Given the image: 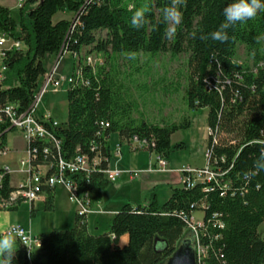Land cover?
<instances>
[{
	"label": "trees",
	"instance_id": "16d2710c",
	"mask_svg": "<svg viewBox=\"0 0 264 264\" xmlns=\"http://www.w3.org/2000/svg\"><path fill=\"white\" fill-rule=\"evenodd\" d=\"M230 2L179 0L181 20L171 35L167 34L171 23L163 18L170 0H25L17 19L0 6V32L21 43V50L7 53L0 105L27 111L47 74L46 56L57 58L63 46L74 58L72 76L77 79L80 72L67 92V121L54 129L64 160L79 154L92 158L94 147L110 158L114 135L121 145H129L134 137L154 141L155 152L168 158L172 136L189 128L190 121L161 126L135 119L130 98L116 85L107 64L120 55L188 54L186 104L191 110H208V128L217 130V143L208 137V146L212 162L226 173L222 180L227 186L208 192L209 185L173 188L163 205L156 196L147 206L125 204L114 214L108 233L99 235L89 232L86 216L77 215L73 228L43 234L38 249L29 252L18 243L13 264H163L188 228L185 218L195 211L204 214L199 239L207 252L196 264H264V238L259 234L264 223V171L245 175L264 148V39H257L264 35V11L226 29V41L212 40L207 34L223 23V8ZM141 6L147 9L145 20L135 28L130 18ZM65 12L73 18L53 22L55 15ZM98 32H106L105 38L98 39ZM239 45L246 48L253 67L242 69L235 61ZM84 49L91 54L85 56L97 53L105 60L95 67L85 65ZM101 123L109 127L102 129ZM6 134L0 148L6 145ZM75 178L80 191L89 194L92 208L111 186L100 173ZM3 185L5 192L11 190L8 177ZM54 192L46 193L48 211L54 208ZM123 236L128 242L120 246ZM157 242L164 244L163 250L156 249Z\"/></svg>",
	"mask_w": 264,
	"mask_h": 264
},
{
	"label": "rangeland",
	"instance_id": "374dc122",
	"mask_svg": "<svg viewBox=\"0 0 264 264\" xmlns=\"http://www.w3.org/2000/svg\"><path fill=\"white\" fill-rule=\"evenodd\" d=\"M17 16V13L14 12L13 17L17 19ZM71 18L72 14L69 12L59 13L54 16L53 22L57 23L60 20H71ZM170 27L172 31L174 29V24H171ZM105 36L106 32L97 33L98 39H104ZM89 51L90 49H84L82 56L91 55ZM188 56V54L172 56L170 53H160L152 57L148 54L140 53L138 56L120 55L108 60L107 64V71L114 72L116 85L120 87V90L126 95V98H130L132 102V114L135 119H142L149 124L161 126L165 124H177L184 119L190 121L189 128L177 131L171 138V149L168 158H166V160H168L169 170L177 168L180 170L186 167L200 169L205 165L204 155L208 145V110H191L187 107L185 94L188 85ZM92 58L97 61L96 63H99L100 60H105L102 54L97 53H93ZM235 61L242 69L253 67V60L243 45L237 47ZM55 65L57 67L54 77H59L60 79L66 78L72 74L74 58L70 54H65L57 61V58L54 56H46L44 67L47 73H50ZM41 86L42 80L39 84L38 91L41 89ZM45 111H50L54 119L60 124L66 123L68 116L66 86L57 93L48 91L44 97H42L39 103L38 114H42V112ZM117 143V136H112L111 145L113 153ZM180 145H182V147H180ZM6 147L12 151L11 153L17 155L14 157V162L16 163L22 156L16 152L23 147L22 133L19 130L8 133ZM126 147V144L122 145L123 152L120 159L114 156L112 157L113 165H119L121 160L129 156L130 153ZM132 151L139 152L137 154L139 161L143 160L145 162L149 155L153 160V154L151 152L140 150ZM9 154L10 152L8 155ZM4 161H7L6 156L0 157V164ZM122 171L126 172V170ZM124 177L129 179L126 174H123L119 179V181H121L120 183L124 182ZM18 179L19 177L15 175L13 181L16 183ZM136 179L137 178L134 180ZM140 185L139 182L133 184L126 183L123 185L124 190H119V188H116L119 187L116 183L111 184L105 191L109 198L106 195V200L104 202V194L102 197V204L106 205V209L103 211L118 212L125 204L134 205L135 203H130L128 201L132 199H126L127 197L131 198L139 195V197L142 198V204L145 206L151 202L154 196L157 197L159 205H163L171 195L172 188L167 184L159 185L155 191H147L143 194L137 190L138 187L140 188ZM110 191L111 194H109ZM114 198H117V200ZM17 207L18 210L13 212H10V209L0 211H5L10 214L11 226H27L37 237H41V234L63 231L74 227L76 205L68 200V194L61 186L56 188V201L51 211L45 209V204L43 202H38L36 204V215L32 217L28 203H22ZM113 216V213L101 212L96 215H91L89 220V232L97 235L108 233ZM203 217L204 214L202 211H195L192 214V220L196 224L201 223ZM96 221L99 222L98 230L94 229V222ZM9 229L4 228L1 235H6ZM259 234L264 238V223L259 228ZM195 239V234L187 228L183 237L177 243L175 251L163 264H177L187 253L195 262L197 255ZM17 248L18 241L16 240L15 249ZM156 249L159 251L163 250L164 244L162 242H157Z\"/></svg>",
	"mask_w": 264,
	"mask_h": 264
},
{
	"label": "built area",
	"instance_id": "2783aa9c",
	"mask_svg": "<svg viewBox=\"0 0 264 264\" xmlns=\"http://www.w3.org/2000/svg\"><path fill=\"white\" fill-rule=\"evenodd\" d=\"M19 1V9L24 5L23 0ZM13 50H21V43L8 34L0 32V89L5 80L7 73L6 56ZM67 54L63 51V55ZM60 58V59H61ZM97 61L92 56H84V64L95 67ZM103 61H99L102 64ZM56 65L47 73L43 80L41 89L35 94L34 103L25 111L20 112L16 105L1 104L0 105V143L1 137L10 131L19 130L25 144L24 154L17 163V168H13L8 164L0 165V210H7L22 203L33 205L40 199H45L47 191L56 190L57 187H63L67 194L68 200L76 205V213L78 216L88 217L93 213L91 199L89 194L80 191L79 184L75 176L81 175L85 177L91 176L93 173L103 174L111 183H117L119 179L126 174L132 181L143 173H170L166 158L155 152L156 144L154 141L146 139L139 140L134 137L129 143L132 150H140L151 152L153 154V162L146 170L122 171L120 168L114 167L112 157L120 158L122 155L121 145L117 144L114 153L110 158L103 157L102 152L97 147L92 148L95 153L94 157L86 154L76 155L71 160H64L61 157V140L56 137L54 129L60 126L51 113L46 112L38 114L39 103L42 97L48 92L57 93L64 86L67 92L76 85L80 78V72H77L78 78L72 74L66 78H56L54 73ZM82 84L89 83L82 81ZM229 83V82H228ZM102 129L109 127L108 123H101ZM208 137H212L213 144L217 143V130L208 128ZM97 149V150H96ZM10 152L6 147L0 148V157H5ZM212 149L207 145L204 155L205 165L200 169L186 167L178 170L180 174V185L185 190H192L198 185H209L205 189L206 192L211 191L213 187L227 188L223 183L226 174L218 167V163L212 162ZM224 160L222 159V162ZM106 163L107 167L102 168V164ZM18 175L20 178L15 185L12 184V176ZM10 179V191L4 189V180ZM217 215L214 216L216 218ZM187 227L196 236L197 255L196 260L200 262L207 255L206 249L200 245L199 232L203 228V220L201 223H194L192 217L186 219ZM222 228V223H219ZM16 230L14 235L16 240L27 251L38 249L41 246L40 237H35L24 226H14L10 228L6 234Z\"/></svg>",
	"mask_w": 264,
	"mask_h": 264
},
{
	"label": "crops",
	"instance_id": "0c3cea01",
	"mask_svg": "<svg viewBox=\"0 0 264 264\" xmlns=\"http://www.w3.org/2000/svg\"><path fill=\"white\" fill-rule=\"evenodd\" d=\"M23 1L25 2V0H23ZM18 5H19V1L18 0H0V6H3V7H6L8 9H10L12 11V14L14 12H16L18 14V11H19V6ZM72 18H73V15H72ZM46 112L51 113L50 111H45V112H42V113H46ZM7 135H8V133L6 134V145H5V147L7 146ZM22 140H23V138H22ZM117 140H118V143L117 144H120L121 145V143H119L118 137H117ZM110 142L112 144V138L110 139ZM116 145H115V148H116ZM122 145H121V151H122ZM126 146H127L126 148L128 149V151L130 153L129 156L126 159L121 160V163L119 165L118 164H114V167H117V168H120V169L126 170V171H134V170H139V169L144 170V169L148 168V166L150 165V163H152V161H153L152 160V157H150V155H149V157L147 158V160L145 162L143 160L139 161L138 160V156H137V154L139 152L132 151L131 150V147L128 144H126ZM24 147H25V144H24V141H23V147L20 150H17L16 153H18L19 155L21 154L23 156V154H24L23 153L24 152ZM11 152L12 151L10 150V154L8 156H6V160L7 161H4L0 165L8 164V165H10L13 168H17V163H18L19 160H17L16 163H15L14 162V157H16L17 155H14L15 153H11ZM14 165H15V167H14ZM178 170L179 169L177 168V169H171V172L170 173H150V174H143V175H141L139 178H137L134 181H130L129 179H127L126 177H124L123 178L124 179V182H122V183H120L121 181L117 182L116 185H118L119 187H116V188H119V190H120V189H123V187H124L123 185L124 184H126V183L133 184V183H136V182H139V184H141L140 185V188L138 187L137 190L140 191V192H142V194L144 192H147V191H155L158 188L159 185H165V184L170 185L172 189L173 188H180V186H181L180 185V174L178 173ZM18 177L20 178V176H18ZM13 178H14V176H12L11 181H12V184L15 185V182L13 181ZM119 184H121V185H119ZM103 194H104L103 201L105 202V200H106L105 199V196L107 195L108 198H109V196H108V194L106 192H104ZM109 194H111V191H110ZM45 199H46V197H45ZM45 199H40L39 201L35 202L33 205L28 204L30 206L31 212L34 211V215H32V217H35V215H36V211H37L36 210V204L38 202H43L45 204ZM114 199L117 200V198H114ZM126 199H132V200H128V201L130 203H135L134 205H136V204L143 205L142 204V198H140L139 195H137L135 197H131V198L127 197ZM55 201H56V190L54 192V204H55ZM103 201H101L100 203H98L95 206H93V209H94L93 210V213H91L87 217V219H88V226H89V222H90L89 220H90V216L91 215H96V214H98L100 212L101 213H113V214H116L117 213V212L103 211L104 209H106L105 208L106 205H103L102 204ZM76 210H75L74 217L77 216ZM9 215L10 214L8 212L0 211V235L3 233V231H4L3 229L4 228L9 229V228L14 227V226H11L12 224H11ZM34 221H35V219H34ZM98 223H99L98 221L94 222V229L95 230H98ZM74 224H75V219H74ZM17 226H19V225H17ZM21 226H24V225H21ZM24 227H26L27 229H29L27 226H24ZM30 232L32 233L33 236L37 237V235L33 234L32 230ZM42 235L43 234H41V236ZM127 242H128V237L127 236H123L121 238V240H120V246L126 245Z\"/></svg>",
	"mask_w": 264,
	"mask_h": 264
},
{
	"label": "clouds",
	"instance_id": "9594fccd",
	"mask_svg": "<svg viewBox=\"0 0 264 264\" xmlns=\"http://www.w3.org/2000/svg\"><path fill=\"white\" fill-rule=\"evenodd\" d=\"M179 0H170L168 6L163 9V18L166 22L171 24H179L181 20V13L178 5ZM147 9L143 6L138 7L131 15L130 23L135 28H140L145 20ZM259 11H264V0H231L223 8L224 21L219 25L215 31L208 33V37L212 40L224 42L228 39V34L225 31L230 26L236 23H243L257 15ZM168 35H171V29ZM202 39L206 37H201ZM257 39H264V35L257 37ZM264 171V148L259 151L258 157L253 161L252 169L245 175L254 176L257 172ZM9 232L6 235H0V264H13V257L16 253L15 244L16 236L14 232ZM31 229L29 228V232Z\"/></svg>",
	"mask_w": 264,
	"mask_h": 264
},
{
	"label": "water",
	"instance_id": "95a60500",
	"mask_svg": "<svg viewBox=\"0 0 264 264\" xmlns=\"http://www.w3.org/2000/svg\"><path fill=\"white\" fill-rule=\"evenodd\" d=\"M43 2V0H41V3ZM64 51V46L62 48V50L59 53V56L57 57V61L60 60L62 54ZM197 260H195V262L191 259V257L189 256V254L187 253L177 264H196Z\"/></svg>",
	"mask_w": 264,
	"mask_h": 264
}]
</instances>
